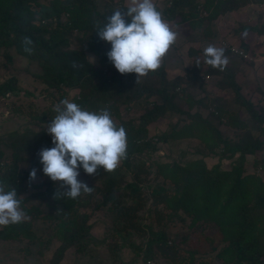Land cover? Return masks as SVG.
I'll use <instances>...</instances> for the list:
<instances>
[{"label": "trees", "instance_id": "1", "mask_svg": "<svg viewBox=\"0 0 264 264\" xmlns=\"http://www.w3.org/2000/svg\"><path fill=\"white\" fill-rule=\"evenodd\" d=\"M249 1L252 0H167L156 6L164 20H170L176 15L182 20L193 17L192 28L197 26L200 37L207 38L212 34L208 29L200 28L204 21L200 11H208L210 18L236 10ZM114 8L122 11L127 9L121 0L115 6L104 1L103 10L98 9L94 0H0V47L4 49V57L9 58L5 49L12 48L18 55L35 61L41 72L35 74L34 79L44 85L41 94L50 95L58 104L66 99L67 93L73 92L71 102L84 110L108 109L117 126L126 129L128 142L127 156L115 171L108 173L102 167L97 169L93 175L95 184L89 186L93 187L91 194H82L77 199L68 198L62 193L56 197L58 184L50 179L43 190L25 194L30 171H22L19 162L27 156L32 167L39 166L38 153L41 149L54 146L46 128L57 113L52 105H44L38 110L29 108L26 113L12 109L22 117L24 126L22 131L14 128L10 133L12 151L9 162L3 161L5 159L0 150V182L6 185V190L16 189L26 219L18 224L1 226L0 240L23 239L27 243L23 251L29 253L30 245L45 246L53 237L58 245L53 249L49 264H57L68 247L73 246L74 252L80 253L92 240L88 233L90 225L85 224L88 215L79 210L90 202L93 209L103 208L109 213L112 231L109 237L112 241L106 243L105 247L110 260L119 264L116 261L123 247H130L135 256L138 254L140 246L131 241L130 236L144 239L147 234L148 229L137 222L135 217L136 212L143 208V202L149 199L154 208L159 204L171 208L174 216L177 210L183 212L184 216L190 214L188 227L195 225L202 231L213 229L215 225L223 242L216 252V258L222 259L224 264H264V180L255 171L243 173L244 156L263 149L264 140L253 137L249 130L237 141L227 140L206 117L198 113L193 116L188 114V117H192L190 124L180 127V130L163 132L156 137L147 132V125L164 113H183L173 99L183 96L184 90L179 86V81L184 78L194 79L202 74L218 77L216 85L233 92V101L244 107L248 116L255 121L254 128L262 134L264 106L258 107V110L253 109L250 100L240 94L234 72L227 66L220 71L206 64L205 70L200 72L198 62L195 61L190 69L185 68L182 73L170 79L161 65L138 82L135 73L120 74L106 55L111 48L110 43L100 40L97 30V25L103 26ZM238 27L264 35V25ZM195 30L197 33V28ZM24 37H30L33 41L31 54L23 49ZM229 50L226 49L227 52ZM195 52L198 51L191 50L190 55ZM5 75L0 79V97L17 98L22 90L17 78L13 73L7 72ZM198 84L204 86L202 81ZM23 94L33 96L27 90H23ZM151 96H156L159 101L156 98L150 99ZM143 98L145 101L137 118L121 119L122 109L128 110L135 101ZM211 100V113L219 122L222 117L225 123L238 127L246 125L241 119L231 120L235 115L226 113L220 107L219 98ZM29 123L36 124L38 129H29ZM191 129L194 133L189 132ZM185 132L201 139L208 151L216 149L218 160L208 168L202 160L195 159L186 161L185 167L174 163L173 168L168 170L156 163L155 172L168 178L173 182L174 189L179 191L169 193L160 184L149 187L146 180L143 181L138 175L141 172L147 174V167L143 163L137 164L134 157L153 150L159 140L165 141L173 135L182 136ZM222 158H231L228 169L221 167ZM259 166L264 168L263 162ZM124 171L132 173L129 181L123 180ZM37 175L46 177L42 171ZM40 206L46 209L41 210ZM37 213L47 221L45 240L34 229ZM183 219V216L178 218L180 222ZM184 238L185 235L181 240ZM208 238L209 233L206 236ZM116 239L119 243L115 242ZM94 243L99 242L94 240ZM214 249L215 246L210 247V250ZM142 254L144 262L154 258L171 262L176 260V249L163 231L151 232ZM134 260L132 256L127 263Z\"/></svg>", "mask_w": 264, "mask_h": 264}, {"label": "rangeland", "instance_id": "2", "mask_svg": "<svg viewBox=\"0 0 264 264\" xmlns=\"http://www.w3.org/2000/svg\"><path fill=\"white\" fill-rule=\"evenodd\" d=\"M94 1L98 9L103 10L104 1L111 6H115L118 0ZM199 1L201 2L202 0ZM121 3L124 7L129 6V0H121ZM154 3L162 5L163 1L154 0ZM115 9L117 8H114V11ZM199 13L204 19L200 28L208 29L212 34L208 35L207 38L200 37L198 34L200 30L197 26L192 28L193 17L190 20L188 18L182 20L180 16L176 15L170 20H165L171 30L177 33L176 42L162 62L166 76L170 79L175 78V75L182 73L185 68L190 69L195 61L199 62V71L202 72L206 68L203 53L204 48L208 45L223 48L225 56L228 59L227 67L234 72V79L239 85L240 94L245 99L250 100L254 106V110H258V107L264 106V35H258L248 29H241L238 25H264V0H252L244 3L236 10L219 13L210 18L208 17V11L204 12L202 10ZM227 48L230 49L228 52L226 51ZM234 48L240 49L244 54L238 55L234 53L232 51ZM191 50L198 52L190 55ZM3 51L4 49L0 47V79L4 78L7 72L13 73L18 80L19 87L22 89L17 98H14V96L0 97V150L3 152L2 155L5 159L2 160L7 163L10 161V153L12 151L10 133L14 128L22 131L24 126L22 117L18 116L14 110L20 109L23 113H26L29 108L31 110H38V108L44 105L55 107L58 103L52 100L50 95L41 94L44 91V85L34 79V75L41 72L39 65L35 61L27 60L25 57L18 55L12 48L5 49L6 53L9 54V58H6ZM217 80L218 77L212 74H208L207 77L206 74H202L201 77H194V79L190 78L188 80L184 78L182 81H179V86L184 90L183 96L179 99L174 98L173 101H175L177 107L183 113H164L163 116L147 125L148 135L156 137L163 132L171 133L177 131L180 127H187L192 118L187 115L193 116L195 113H198L201 117H206L211 125L218 129L227 140L237 141L247 130L250 131L253 137L264 140V134L259 133L254 128L255 121L248 116L244 107L233 101V92L230 89L219 88L215 83ZM200 81H202L203 87L199 86L198 83ZM23 90L30 91L33 96H24ZM72 93H67L65 97L70 102ZM214 97L220 99V107L226 110V113L235 115V117L230 118L231 120L241 119L246 125L238 127L231 123H225V119L222 117L219 122L211 113V99ZM155 98L156 96L150 97L152 100ZM144 101V98L135 101L126 111L122 109L121 119L137 118L141 113V105ZM157 101L159 100L157 99ZM33 102L36 104H31ZM263 125L264 123L261 124V126ZM27 127L33 130L38 129L37 125L33 123L27 124ZM193 131L192 129L189 130L191 133ZM195 159L202 160L208 168L216 163L218 153L216 149L215 151H208V147L201 139L185 132L182 136L173 135L171 138H166L165 141H157L153 150L146 154L136 155L133 160L137 164L143 163L144 167H147V174L141 172L138 175L143 181L146 180V184L149 187L160 184L171 193L175 190V187L172 185L173 182L157 174L155 172V164L160 163L168 170L169 168H173L174 163L185 167L186 161H193ZM230 160L231 158H222L220 160L221 167L228 169ZM260 162L264 164V148L261 150L257 149L254 153L244 156L243 173L255 171L264 180V168H260ZM42 167L40 162L39 166L32 167L27 156L19 162V168L25 172H31L35 168L37 174H39L42 171ZM79 171L78 180L85 182L88 186L95 184L93 175L86 174L81 169ZM123 173V180L129 181L132 173H128L127 171ZM48 179L50 178L47 176L37 175L34 181L29 180L26 182L27 189L25 194L36 190H43ZM31 183H34L33 186H31ZM178 191L175 190L174 192L178 193ZM85 205L84 207H80L79 210L81 212L84 211L88 215L85 224L90 225L88 233L92 240L87 243L84 251L80 253L74 252L73 246L68 247L57 264H115L107 255L105 247L106 243L112 241L109 237L112 232L109 213L103 208L93 209L90 202H87ZM142 205L143 208L136 212L135 218L144 228L148 229V232L144 239L138 236H130L131 241L140 246L138 254L135 256L130 247H123L118 253L117 263L128 264L127 262L133 256L135 260L131 261L130 264H224L222 259L216 258V252L223 245V242L220 240L221 233L218 232L215 225L213 229L206 228L200 231L195 225L188 227L187 223L189 218H191L190 214L184 216L183 212L177 210L176 216H174L171 208L164 204H159L154 208L149 199L143 202ZM40 209L45 210L46 208L40 206ZM36 216L34 229L40 235V238L45 240L47 221L41 218L40 213H37ZM180 216L184 217L181 222L178 220ZM155 231H163L167 235L169 243L176 249L175 261L171 262L162 258L143 261L142 252L145 251L146 239L148 236H151V232L155 233ZM208 233L210 238L206 239ZM183 235H185V238L181 240ZM94 240L99 243H94ZM115 242L119 243V240L116 239ZM24 245L26 246L27 243L23 239L0 240V264H49L53 249L58 245V242L53 237H50V242L45 246L30 245L29 253L23 251ZM211 246H215V249L210 250ZM150 253L152 252L150 251Z\"/></svg>", "mask_w": 264, "mask_h": 264}, {"label": "clouds", "instance_id": "3", "mask_svg": "<svg viewBox=\"0 0 264 264\" xmlns=\"http://www.w3.org/2000/svg\"><path fill=\"white\" fill-rule=\"evenodd\" d=\"M97 30L99 39L111 45L106 53L109 61L120 74H137V82L161 67L177 39V33L163 19L154 0H129L125 11L115 10L103 26L97 25ZM22 44L25 52H33L30 37H24ZM203 53L207 65L220 71L226 68L228 59L223 48L208 45ZM54 111L57 115L46 129L54 146L38 153L42 172L57 182L56 197L62 193L77 199L93 191V187L78 180L80 168L89 175L96 174L101 167L111 173L126 158V129L117 126L106 108L88 111L63 99ZM36 176L37 170L33 168L29 180L34 181ZM63 188L67 190L59 191ZM25 219L26 212L16 189L6 190V185L0 182V226L18 224Z\"/></svg>", "mask_w": 264, "mask_h": 264}, {"label": "built area", "instance_id": "4", "mask_svg": "<svg viewBox=\"0 0 264 264\" xmlns=\"http://www.w3.org/2000/svg\"><path fill=\"white\" fill-rule=\"evenodd\" d=\"M162 1H167V0H162ZM232 51L238 55H243L244 53L240 50V49H237V48H234L232 49ZM207 77V75H206Z\"/></svg>", "mask_w": 264, "mask_h": 264}]
</instances>
